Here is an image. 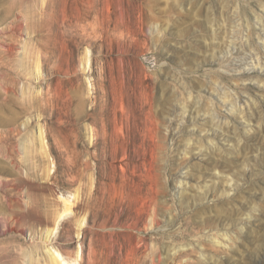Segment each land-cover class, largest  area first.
Wrapping results in <instances>:
<instances>
[{"label":"rangeland","instance_id":"obj_1","mask_svg":"<svg viewBox=\"0 0 264 264\" xmlns=\"http://www.w3.org/2000/svg\"><path fill=\"white\" fill-rule=\"evenodd\" d=\"M63 260L264 264V0H0V264Z\"/></svg>","mask_w":264,"mask_h":264},{"label":"bare ground","instance_id":"obj_2","mask_svg":"<svg viewBox=\"0 0 264 264\" xmlns=\"http://www.w3.org/2000/svg\"><path fill=\"white\" fill-rule=\"evenodd\" d=\"M57 254H58V253H57ZM58 255H59V254H58ZM61 260H62V259H61ZM63 261H64V260H63ZM55 262H56V261H55ZM64 263H65V264H68V263H66V261H64Z\"/></svg>","mask_w":264,"mask_h":264}]
</instances>
